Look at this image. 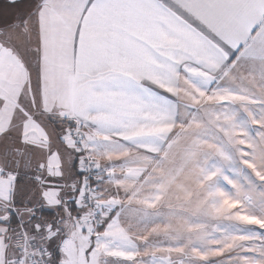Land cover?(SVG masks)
Instances as JSON below:
<instances>
[{
	"label": "snow or ice",
	"instance_id": "6c2138e0",
	"mask_svg": "<svg viewBox=\"0 0 264 264\" xmlns=\"http://www.w3.org/2000/svg\"><path fill=\"white\" fill-rule=\"evenodd\" d=\"M0 264H264V0H0Z\"/></svg>",
	"mask_w": 264,
	"mask_h": 264
}]
</instances>
